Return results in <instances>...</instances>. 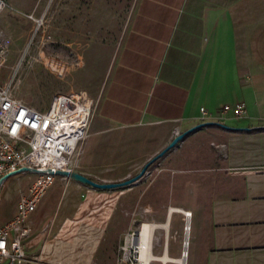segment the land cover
Masks as SVG:
<instances>
[{
    "label": "crops",
    "instance_id": "1",
    "mask_svg": "<svg viewBox=\"0 0 264 264\" xmlns=\"http://www.w3.org/2000/svg\"><path fill=\"white\" fill-rule=\"evenodd\" d=\"M94 99L76 171L124 181L167 147L175 128L209 122L177 143L178 155L160 156L176 172L147 184L146 205L168 231L181 212L171 207L192 211L185 264H264V0H137ZM238 101L246 102V116H221L224 104ZM20 174L1 186L3 198L16 181L25 178L28 190L36 177ZM96 188L57 177L31 215L29 241L48 219L55 218L54 230L72 220ZM123 194L137 201L133 187ZM185 237L169 241V257L182 256ZM93 238L60 239L54 259H83Z\"/></svg>",
    "mask_w": 264,
    "mask_h": 264
},
{
    "label": "rangeland",
    "instance_id": "2",
    "mask_svg": "<svg viewBox=\"0 0 264 264\" xmlns=\"http://www.w3.org/2000/svg\"><path fill=\"white\" fill-rule=\"evenodd\" d=\"M7 2L11 7L2 11L0 28L10 37L11 47L0 74L3 80L15 77V94L39 109L47 108L53 95L58 92L83 89L94 99L116 59L137 0ZM26 12H35L36 15L44 17V24L31 45L29 41L34 22L24 15ZM179 149L181 146L176 144L165 156H176L180 153ZM208 153L207 149V156ZM169 164L171 162L167 158L158 157L146 168L152 169V175H147L145 170L129 184L112 188L97 187L96 190L86 193L81 210L72 220L64 221L57 230L53 228L54 217L44 221L39 231L32 236L35 240L31 238L28 241V249L39 250L53 261L68 264H120L119 249L125 236L143 222L157 223L156 213L146 205L145 189L158 174L172 175L176 172ZM143 167L128 179L137 176ZM20 175L33 173L21 172ZM25 186L26 179L22 178L12 185L9 196L3 198L4 189L0 191V220L6 214H14V206L21 193L27 191ZM130 187L137 194L136 202L131 201L129 195L123 194ZM185 224L184 213L175 212L169 231L162 226L156 227L153 233L155 253L163 254L167 234L171 243L175 241L174 235L184 238ZM179 225L182 226L180 229ZM189 225L191 232L192 223ZM88 233L90 236L94 235V241L90 244L92 250L86 257L54 259L60 239L73 240L76 244L78 239Z\"/></svg>",
    "mask_w": 264,
    "mask_h": 264
},
{
    "label": "built area",
    "instance_id": "3",
    "mask_svg": "<svg viewBox=\"0 0 264 264\" xmlns=\"http://www.w3.org/2000/svg\"><path fill=\"white\" fill-rule=\"evenodd\" d=\"M8 7L11 6L7 0H0V15ZM24 15L34 22L29 41L31 45L44 24V17L35 12H26ZM10 47V37L0 28V71L8 58ZM14 80V76L3 80L0 74V178L22 166L35 169L23 172L35 173L36 177L29 189L21 193L14 215L0 224V264H68L53 261L41 251H29L27 243L33 231L31 215L57 177H70L56 172L76 170L81 142L87 136L95 100L83 89L58 92L53 95L47 108L39 109L15 94ZM201 110L203 118L208 119L206 109L201 107ZM229 112L236 117L246 116V102L238 101L234 105L227 103L220 109L221 116ZM178 134L180 131L175 128L174 137ZM146 174L152 175V169H147ZM183 213L186 230L187 219H191L192 211ZM145 223L160 226L159 223L143 222L129 232L120 245V264H166L161 258L167 253L169 234L165 239L163 254L158 255L154 250L153 239L158 226L153 228L150 241H144L141 233Z\"/></svg>",
    "mask_w": 264,
    "mask_h": 264
},
{
    "label": "water",
    "instance_id": "4",
    "mask_svg": "<svg viewBox=\"0 0 264 264\" xmlns=\"http://www.w3.org/2000/svg\"><path fill=\"white\" fill-rule=\"evenodd\" d=\"M209 122H203V123H200L198 125H195L193 127H191L190 129L178 134L177 136H175L173 138V140L167 145V147H165L160 153H158L153 159H151L148 163H146L143 167V169L141 170V172L133 177V178H130V179H126L124 181H119V182H99V181H96L76 170L74 171H66V170H58L56 173L57 174H63V175H68L74 179H77V180H80L84 183H88L94 187H98V188H112V187H117V186H121L123 184H129L131 183L132 181H134L135 179H137L138 177H140L146 170V168L148 167L149 163L153 160H156L158 157L162 156L166 151H168L169 149H171L172 147H174L179 141H181L184 136L186 134H188L189 132L197 129L198 127L200 126H203L205 124H208ZM31 170H35V169H31L29 167H25V166H22L20 168H18L17 170L15 171H12V172H9V173H6L5 175H3L1 178H0V188L2 186V184L11 176L15 175V174H18V173H21L23 171H31ZM184 246H185V243H184Z\"/></svg>",
    "mask_w": 264,
    "mask_h": 264
},
{
    "label": "bare ground",
    "instance_id": "5",
    "mask_svg": "<svg viewBox=\"0 0 264 264\" xmlns=\"http://www.w3.org/2000/svg\"><path fill=\"white\" fill-rule=\"evenodd\" d=\"M173 210H176V211H181V212H185L187 210H182L181 208H178V207H171V211ZM171 213V212H170ZM190 219V218H189ZM190 222L187 223V226H186V237H185V248L183 249L182 251V256L178 259H172L171 257H169L167 255V253H165L161 259H163L164 261H175L179 264H185V260H186V256H187V252H188V238H189V231H190V225H189ZM158 225H155V224H150V223H145L143 225V229H142V233H141V237L142 239L145 241V240H148L150 241L151 237H152V230L154 227H156ZM160 226H162L163 228L167 229L168 227V222L164 223V224H161Z\"/></svg>",
    "mask_w": 264,
    "mask_h": 264
}]
</instances>
